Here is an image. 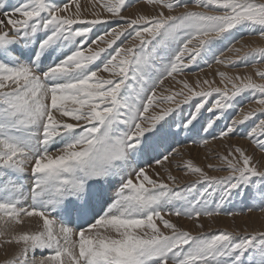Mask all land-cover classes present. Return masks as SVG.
<instances>
[{"label": "snow or ice", "instance_id": "6c2138e0", "mask_svg": "<svg viewBox=\"0 0 264 264\" xmlns=\"http://www.w3.org/2000/svg\"><path fill=\"white\" fill-rule=\"evenodd\" d=\"M146 3L156 11L133 18L129 0H93L87 18L79 0H0V247L14 249L5 264H264V232L194 235L166 218L203 228L202 217L237 215L223 208L234 197L264 211V155L228 145L216 157L226 167L206 165L224 177L189 159L185 174L197 179L187 192L170 169L168 182L155 170L181 154V136L239 137L264 154V68L258 80L219 72L231 88L181 80L157 96L199 61L264 65V47L241 43L264 38V0ZM109 20L123 23L93 39ZM230 38L233 56L221 59Z\"/></svg>", "mask_w": 264, "mask_h": 264}, {"label": "rangeland", "instance_id": "374dc122", "mask_svg": "<svg viewBox=\"0 0 264 264\" xmlns=\"http://www.w3.org/2000/svg\"><path fill=\"white\" fill-rule=\"evenodd\" d=\"M145 1L146 0H139V2L136 3L135 0H129V2L134 3L135 6L130 8L128 11L124 12L123 15L126 17H133L134 18L135 15L141 14V13L153 14L156 11V9L150 5H147V3ZM17 2H18V0H5V5H6V7H8V6L16 4ZM64 2H65V0H57V3L62 4ZM79 2L81 4L82 11H84V13H85V16L87 18H92L91 13L93 12V8H92L93 0H79ZM101 2H102V0H101ZM73 9H74V5H73ZM96 10L103 11L102 9L99 8V5H97ZM197 10H202V9H197ZM178 11H183V9L182 8L178 9ZM105 15H106V13H105ZM0 18L1 19L4 18L2 16V14H0ZM122 23L123 22L117 23L114 20H109L108 23L96 26V28L93 29V32L90 34V36L94 39L95 37H97L99 35H103L105 32H110L111 28H113V27L122 26ZM236 35L240 36L241 34L236 33ZM110 39H111V36L105 37V40H110ZM123 39L124 38L122 37L121 40H123ZM117 43L119 44L120 41H117ZM125 43H127V41H125ZM230 43H231V38L229 40L223 41V43L219 45L220 49L224 53L223 56L220 57L221 59H226L227 57L233 56L232 52L229 53L228 51L225 50L230 45ZM241 43L251 45V46L254 45L253 47H264V45H263L264 44V38H262L260 36L258 37V35H247L245 33L242 36ZM241 43H236V47H241ZM255 45H257V46H255ZM91 47L93 50H98V48H100V47L106 48L107 45L103 42H100L99 44H91ZM110 51H111V49H109V52ZM85 52L87 54L86 48H85ZM227 54H228V56H227ZM107 55H108V53L102 54L101 59H103ZM100 63H101V60L96 61V64H100ZM209 63H211V62L209 61ZM222 65H223V67H222ZM256 68H264V65L249 64L248 67H243V66L232 67V66H226L225 64L211 63V66H208V64L205 63L204 61H199L198 64L191 66V68L187 71L186 74L176 76L175 79L169 78V80H166L165 81L166 83H164L160 88L157 89V96L159 98L161 96V94L169 95L175 91L180 90L182 87V84L179 83L178 81H181V80H187L190 84H192L195 87V82L197 79H199L200 81L207 79L209 81H214V83L212 84V87L224 88L227 85L228 88H231V84H229L227 81L221 80V78L219 76V72H225L229 76H236L238 74L241 76L252 74L254 79L258 80V77L255 76ZM101 75H103L105 78H108L107 73H101ZM204 88H205V90H207V85H205ZM196 90H200V89L197 88ZM185 91H187V90H185ZM176 99L179 100L181 98L176 97ZM169 106L174 107L175 105L174 104H161L155 110L159 111L160 108L169 107ZM251 106L256 107V105L254 103ZM244 107H245V111H247L248 105H244ZM179 140L182 142L177 143L175 147L180 150L179 152L181 154L175 155L174 157H170L171 164L166 163L163 166L155 165L157 168L155 170L157 172H159V168H160L161 172H159V173H160L161 177L164 178L165 182H168L167 177L169 175V171L166 169H170L171 175H174L177 177L176 187L180 190L185 191V192L188 191V185H190L192 181L197 179V177L192 175V174H185L183 165L189 159H191L196 165L204 167L205 171H208L209 175L217 176V177H224V176L228 175L227 171H224V170L212 171V170H209L206 167V165L211 163V164L217 165L221 168L226 167V166L222 165L221 162L219 161V159H217L216 157H217V154H225V150H226V147L228 145H230V144L231 145H240V146L245 147L246 149H248L249 154L255 153L257 160H260L261 156L264 155V154L260 153V151L258 149H256L253 145H251L248 140L240 139L239 137H233L231 140L212 139L211 137H209L207 144L193 143L191 140H187L183 136H181L179 138ZM212 145H213V147H212ZM203 151L205 153H203ZM178 165H179V167H178ZM203 187H204V185H202V184L194 185L192 190H191V195L192 196L198 195V193L203 189ZM248 207H252V211H248ZM223 208L225 211H235L238 214L234 215V216L221 214L220 216H214V217H202L200 219L199 223H202L204 225L203 228L196 227L195 222L186 218V217L176 218L173 216V217H166V218L172 219L174 223H177L179 226H181L185 230L191 231L192 234H194V235L202 233V232L207 233V234H212L218 230H228V231H233V232L237 233V236L239 238V236H241V235L259 234L261 232H264V211L259 210L258 203L243 202L240 199L234 197L231 202H226L223 205ZM253 215H254V218H253ZM243 216H245L246 218ZM249 217H250V219H249ZM258 221H259V223H258ZM34 225H35V222H33L32 225H28L26 223L25 227H27V226L28 227L29 226L34 227ZM212 225H213V227H212ZM85 226H87V225H85ZM5 227H6V225L4 224V222L0 221V230L4 229ZM165 231H167V230H165ZM13 251H14V249L11 247H8V246L0 247V264H5V261L11 257V254Z\"/></svg>", "mask_w": 264, "mask_h": 264}, {"label": "bare ground", "instance_id": "6f19581e", "mask_svg": "<svg viewBox=\"0 0 264 264\" xmlns=\"http://www.w3.org/2000/svg\"><path fill=\"white\" fill-rule=\"evenodd\" d=\"M145 2H146V1H145ZM143 7H144V6H143ZM143 7H142V8H143ZM86 8H87V7H86ZM146 9H147V8H146ZM0 19H1V18H0ZM258 37H259V36H258ZM253 40H254V39H253ZM261 40H262V39H261ZM248 41H249V40H248ZM250 41H251V40H250ZM256 41H257V40H256ZM256 41H255V42H256ZM261 42H262V41H261ZM252 43H253V42H252ZM262 44H263V43H262ZM263 45H264V44H263ZM253 46H254V45H253ZM253 46H252V47H253ZM255 46H257V45H255ZM229 53H231V52H229ZM227 56H228V54H227ZM222 67H223V65H222ZM218 70H219V69H218ZM209 72H210V71H209ZM190 78H191V77H190ZM211 78H212V77H211ZM171 79H172V78H171ZM168 80H169V79H168ZM204 80H205V79H204ZM165 83H166V82H165ZM174 83H175V82H174ZM168 86H169V85H168ZM168 86H167V87H168ZM222 87H223V86H222ZM165 88H166V87H165ZM168 89H169V88H168ZM169 107H170V106H169ZM221 143H222V142H221ZM212 147H213V145H212ZM198 149H199V148H198ZM204 150H205V149H204ZM179 151H180V150H179ZM205 151H206V150H205ZM195 152H196V151H195ZM203 153H205V152L203 151ZM212 155H213V154H212ZM197 156H198V155H197ZM173 157H174V156H173ZM182 160H183V159H182ZM201 160H202V159H201ZM180 161H181V160H180ZM203 161H204V160H203ZM208 162H209V161H208ZM201 163H202V162H201ZM159 166H160V165H159ZM167 167H168V166H167ZM155 169H157L156 166H155ZM160 170H161V169L159 168V172H161ZM171 171H172V170H171ZM193 178H194V177H193ZM260 213H261V212H260ZM253 214H254V213H253ZM243 217H245V216H243ZM245 218H246V217H245ZM253 218H254V215H253ZM249 219H250V217H249ZM245 220H246V219H245ZM253 220H254V219H253ZM260 222H261V221H260ZM258 223H259V221H258ZM252 225H253V224H252ZM258 225H259V224H258ZM236 226H237V225H236ZM27 227H28V226H27ZM212 227H213V225H212ZM227 228H228V227H227ZM233 230H234V229H233ZM245 231H246V230H245ZM10 253H11V252H10Z\"/></svg>", "mask_w": 264, "mask_h": 264}]
</instances>
